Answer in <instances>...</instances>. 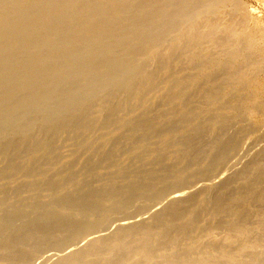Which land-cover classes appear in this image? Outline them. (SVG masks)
<instances>
[{"label":"bare ground","instance_id":"bare-ground-1","mask_svg":"<svg viewBox=\"0 0 264 264\" xmlns=\"http://www.w3.org/2000/svg\"><path fill=\"white\" fill-rule=\"evenodd\" d=\"M253 4L0 0V264H264Z\"/></svg>","mask_w":264,"mask_h":264},{"label":"rangeland","instance_id":"rangeland-1","mask_svg":"<svg viewBox=\"0 0 264 264\" xmlns=\"http://www.w3.org/2000/svg\"><path fill=\"white\" fill-rule=\"evenodd\" d=\"M253 5H255V7L258 9V11H260V9H261V10L263 9V8L260 7L259 5H256V4H253ZM259 8H260V9H259ZM262 11H263L262 14H264V9H263ZM254 145H255V144H254L253 140L251 139L250 141H248V143H247L246 146H248L249 148H254V147H255Z\"/></svg>","mask_w":264,"mask_h":264}]
</instances>
